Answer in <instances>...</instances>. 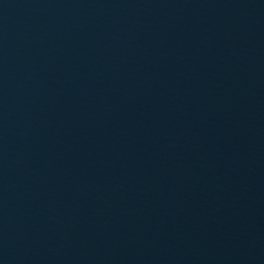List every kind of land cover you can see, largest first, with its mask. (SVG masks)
Returning a JSON list of instances; mask_svg holds the SVG:
<instances>
[{
	"label": "water",
	"instance_id": "water-1",
	"mask_svg": "<svg viewBox=\"0 0 264 264\" xmlns=\"http://www.w3.org/2000/svg\"><path fill=\"white\" fill-rule=\"evenodd\" d=\"M0 264H264V0H0Z\"/></svg>",
	"mask_w": 264,
	"mask_h": 264
}]
</instances>
